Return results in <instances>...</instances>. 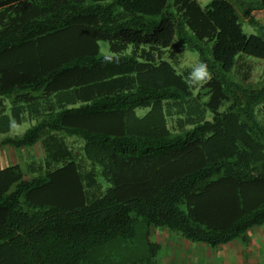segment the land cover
Here are the masks:
<instances>
[{"label":"trees","instance_id":"1","mask_svg":"<svg viewBox=\"0 0 264 264\" xmlns=\"http://www.w3.org/2000/svg\"><path fill=\"white\" fill-rule=\"evenodd\" d=\"M263 8L0 0V148L18 156L0 166V264H106L138 220L153 257L152 228L216 247L264 225V87L230 75L250 81L257 61L264 76ZM173 45L208 65L197 93L165 58Z\"/></svg>","mask_w":264,"mask_h":264},{"label":"rangeland","instance_id":"2","mask_svg":"<svg viewBox=\"0 0 264 264\" xmlns=\"http://www.w3.org/2000/svg\"><path fill=\"white\" fill-rule=\"evenodd\" d=\"M173 1V0H172ZM202 6H206L211 0H198ZM254 1V0H252ZM256 1H262V0H256ZM262 3V2H261ZM264 9V8H263ZM261 10V9H257ZM254 16L262 21L264 23V18L261 16V12L257 11L253 13ZM243 30L246 34H258V28L249 23L248 21H244L242 23ZM175 44V42H174ZM101 46V52L103 54L110 53V46L109 43L106 41H100ZM175 49V45L169 47L166 49V55L165 58L169 60V62L176 68V70L182 74L187 80H188V73L191 71L192 66L195 65L196 62H200L199 60V52L197 50H191L184 46H179L178 49H182L181 52H176L173 54ZM251 60H256L252 57H249ZM250 64H252L253 67V73L251 77V82L244 79V77L237 73L236 67L231 72V77L238 83L251 88H261L264 87V76L263 75V65L260 64L257 61H251ZM262 77V78H261ZM260 80L259 82H257ZM201 86V85H200ZM200 86H193V90L195 93L199 91ZM223 107L222 109H224ZM258 109V108H257ZM148 108H142L138 109V113L144 114ZM33 122H30L29 120H25L21 124H13L11 135L13 134H22L24 133ZM74 139L81 140V138H77V136L74 137ZM4 148H1L0 150V166L5 165L6 163L13 161H17L18 156L14 155L13 157L9 155L6 156ZM9 151H14V149H7ZM22 151V156L20 157V161L23 164L24 161L29 157V153ZM31 152H33L35 155L42 154V146L41 144H38L35 149H32ZM16 156V158H15ZM99 167V166H98ZM100 168V167H99ZM100 179L104 180L102 176H100ZM108 185V184H107ZM106 185V186H107ZM141 219V218H140ZM157 228H152L151 235L149 236L151 240L159 239L160 244L163 245L166 243V245H169V243L172 241V238L174 239V236H177L175 234H179L178 232L172 231L174 233H171V236L168 238V241H165V236L160 234L161 232L156 231ZM158 232V234H157ZM170 241V242H169ZM167 250V247H163L161 250H159L158 254L153 257L151 251L149 250L146 235H145V227L141 224V221L138 220L136 224V235L134 238V243L124 242V243H111L110 245L106 246L99 255V259L105 262L106 264H128L131 262H134V264H142V263H148L149 261L152 262L151 264H168L167 260H165L162 263V258L166 255H170V250L168 248L167 254H164V251Z\"/></svg>","mask_w":264,"mask_h":264},{"label":"crops","instance_id":"3","mask_svg":"<svg viewBox=\"0 0 264 264\" xmlns=\"http://www.w3.org/2000/svg\"><path fill=\"white\" fill-rule=\"evenodd\" d=\"M261 12L264 18V9L255 10ZM1 149V148H0ZM6 150V156H14V152ZM1 151V150H0ZM16 153V152H15ZM156 231L164 235L165 241L174 233L166 228ZM157 232V234H158ZM169 245L160 244L159 239L155 241L163 247L166 255L168 248L170 255L162 258V263L167 260L168 264H264V225L255 226L248 231L247 239L238 238L231 242L211 247L205 243L191 242L181 234H175ZM160 249V250H161Z\"/></svg>","mask_w":264,"mask_h":264},{"label":"clouds","instance_id":"4","mask_svg":"<svg viewBox=\"0 0 264 264\" xmlns=\"http://www.w3.org/2000/svg\"><path fill=\"white\" fill-rule=\"evenodd\" d=\"M106 60H111V56H106ZM211 79V73L205 62H196L188 73V82L191 86L203 85L207 80Z\"/></svg>","mask_w":264,"mask_h":264}]
</instances>
